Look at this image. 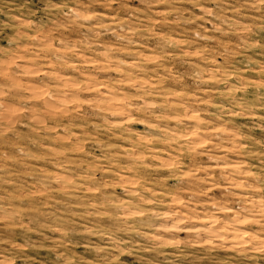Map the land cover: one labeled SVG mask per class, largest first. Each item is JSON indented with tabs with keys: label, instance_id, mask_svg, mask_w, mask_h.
<instances>
[{
	"label": "clouds",
	"instance_id": "9594fccd",
	"mask_svg": "<svg viewBox=\"0 0 264 264\" xmlns=\"http://www.w3.org/2000/svg\"><path fill=\"white\" fill-rule=\"evenodd\" d=\"M0 264H264V0H0Z\"/></svg>",
	"mask_w": 264,
	"mask_h": 264
}]
</instances>
